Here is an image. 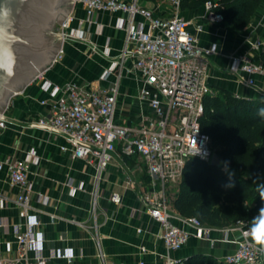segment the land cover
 I'll return each mask as SVG.
<instances>
[{
	"label": "built area",
	"instance_id": "2783aa9c",
	"mask_svg": "<svg viewBox=\"0 0 264 264\" xmlns=\"http://www.w3.org/2000/svg\"><path fill=\"white\" fill-rule=\"evenodd\" d=\"M73 2L83 5L88 22H92L98 11L126 15L125 46L101 76L103 81L111 76L115 79L109 88L45 81L42 90L47 97L41 103L46 106L47 113L31 126L63 136L62 151H70L73 159L82 160L94 169L96 182L108 168L118 147L121 156L138 158L143 163L147 180L146 187L139 185V200L146 213L161 226L160 238L166 249L161 255L162 264H185L184 260L172 258L170 252L183 249L192 237L211 240L212 227L197 217H184L174 212L168 191L171 185L179 182L190 158L212 161L210 138L201 131L199 119L204 112L206 96L215 94L210 84L209 67L217 47L201 45L197 33L191 32L190 22L180 12L183 0H168L171 13L167 16L155 15L139 0ZM205 7L213 22H224L223 14L214 11L217 7L214 0L207 1ZM73 23L71 14L57 27L56 33L62 34L63 41H87L84 32L75 29ZM247 43L251 50L264 52V38L249 37ZM104 54L110 55L108 47ZM231 59V71L245 74L248 86H256L257 76L264 78V61L254 62L244 55ZM124 74H136L143 82L137 98L146 108L132 124H123L116 118ZM5 111L0 114V132L7 128ZM39 163L40 157L34 149L23 159L0 160V171H6L11 186L18 189L14 202L19 215L17 223L0 217V234H12L16 244V255L0 257V264H47L55 258L72 263L76 258V253L69 248L52 250L48 256L44 254L46 235L41 230L42 212L33 204L32 197L35 195L36 201L44 205L49 198L42 192L36 193L29 178L30 168ZM129 184L137 185L136 181ZM69 186L73 193L84 189L83 185L69 183ZM111 200L121 204L122 197L113 194ZM48 215L52 224L59 219L56 214ZM250 225V220H244L225 230L226 237L231 231L237 232V247L219 260L221 264H264V251L254 245L248 235ZM137 232L141 233L142 229ZM97 248L98 256L103 258L99 242ZM12 250V243L8 242L6 251ZM142 251L146 252V248Z\"/></svg>",
	"mask_w": 264,
	"mask_h": 264
},
{
	"label": "crops",
	"instance_id": "0c3cea01",
	"mask_svg": "<svg viewBox=\"0 0 264 264\" xmlns=\"http://www.w3.org/2000/svg\"><path fill=\"white\" fill-rule=\"evenodd\" d=\"M139 3L152 9L157 16L171 13L168 0H139ZM182 3L181 15L190 22L189 28L197 33L200 44L217 47L209 67L210 84L215 93L225 89L234 96L264 100L262 76H257L256 86L252 87L245 83V74L233 73L230 68L232 56L244 55L256 62L255 57L261 54L250 49L247 39L264 38V0L251 24L244 29H237L228 22H213L205 4L192 6L191 2H187L184 6ZM71 14L74 17L73 27L82 30L87 41H63L58 59L22 92L12 97L5 111L7 128L0 132V160L23 159L33 149L40 157V163L30 168L29 178L35 192H42L49 198L44 205L36 201L35 195L32 197L33 204L42 212L41 230L46 235L44 254L48 256L52 250L64 248L76 253L72 263L55 258L47 264H162L161 255L166 253V249L160 238L161 226L146 213L139 200V185L147 186L143 163L135 157L121 156L118 147L108 168L96 182L94 169L82 160L73 159L70 151H62L61 146L65 144L63 136L31 126L32 122L47 113L46 106L41 103L47 97L42 90L45 81L59 85L78 83L93 88H109L115 79L111 76L103 81L101 76L125 46L123 27L126 15L98 11L92 22H88L81 4H74ZM107 47L109 56L104 54ZM142 85L136 74H124L116 110V118L121 123L137 122V116L146 108L137 98ZM130 181H136L137 185L131 186ZM69 183L83 185L84 189L73 193ZM17 193L18 189L11 186L7 172L0 171V217L8 218L12 223L19 221L14 202ZM113 194L121 195V204L112 202ZM49 213L59 216L53 224L50 223ZM235 226L237 224L212 227L211 240L192 237L183 249L170 252V255L184 261L196 254L222 260L237 247V232L231 231L227 237L225 232ZM139 228L141 233L137 232ZM8 242L13 246L11 252L6 251ZM98 242L103 258L98 256ZM15 246L12 234H0V257H14ZM143 247L146 252L142 251Z\"/></svg>",
	"mask_w": 264,
	"mask_h": 264
},
{
	"label": "trees",
	"instance_id": "16d2710c",
	"mask_svg": "<svg viewBox=\"0 0 264 264\" xmlns=\"http://www.w3.org/2000/svg\"><path fill=\"white\" fill-rule=\"evenodd\" d=\"M211 0H183L192 6ZM215 12L237 29L248 27L263 0H214ZM183 4V3H182ZM264 61V52L257 57ZM264 100L246 99L221 89L206 96L199 119L201 131L210 138V147L223 160L213 166L190 158L183 170L171 209L184 217H197L210 227H227L255 216L264 201ZM185 264H221L206 254H196Z\"/></svg>",
	"mask_w": 264,
	"mask_h": 264
},
{
	"label": "water",
	"instance_id": "95a60500",
	"mask_svg": "<svg viewBox=\"0 0 264 264\" xmlns=\"http://www.w3.org/2000/svg\"><path fill=\"white\" fill-rule=\"evenodd\" d=\"M74 4L73 0H0V114L14 95L55 62L63 45L56 29L71 15ZM211 164L224 162L214 153Z\"/></svg>",
	"mask_w": 264,
	"mask_h": 264
},
{
	"label": "clouds",
	"instance_id": "9594fccd",
	"mask_svg": "<svg viewBox=\"0 0 264 264\" xmlns=\"http://www.w3.org/2000/svg\"><path fill=\"white\" fill-rule=\"evenodd\" d=\"M260 112L261 115H264V109H261ZM260 198L264 201V192L261 193ZM248 235L252 243L258 246L261 251H264V207H261L258 210V215L252 218Z\"/></svg>",
	"mask_w": 264,
	"mask_h": 264
},
{
	"label": "rangeland",
	"instance_id": "374dc122",
	"mask_svg": "<svg viewBox=\"0 0 264 264\" xmlns=\"http://www.w3.org/2000/svg\"><path fill=\"white\" fill-rule=\"evenodd\" d=\"M170 188H171V189H169L170 194H169V191H168V197H169V200L172 199L174 193L176 192V187H175V186H171ZM253 217H254V216H252V217H250V218L248 219V220H250V223H251V220H252Z\"/></svg>",
	"mask_w": 264,
	"mask_h": 264
}]
</instances>
